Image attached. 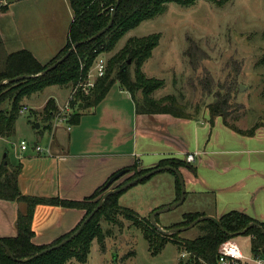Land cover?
Wrapping results in <instances>:
<instances>
[{"label": "crops", "instance_id": "crops-1", "mask_svg": "<svg viewBox=\"0 0 264 264\" xmlns=\"http://www.w3.org/2000/svg\"><path fill=\"white\" fill-rule=\"evenodd\" d=\"M2 2L7 6L0 11L3 56L27 50L46 64L65 46L72 21L68 0ZM123 37L117 49L130 37L140 36L127 31ZM68 95L69 91L66 99ZM44 105L35 110H42ZM79 112L77 123L52 120L49 127V122L43 124L48 138L44 145L41 143V152L33 146L27 153L21 151L28 147L15 150L21 163L17 182L23 195L82 200L112 174L134 162L138 170L152 169L160 160L185 161L186 154H193L192 162L178 168L184 181V200L189 197L197 207L192 212L219 218L234 210L264 223V125L245 134L224 124L221 116L211 119L209 113L187 118L167 113L139 114L129 92L118 83L97 105L80 108ZM39 141L34 145H40ZM156 174L131 190L132 200L145 203L149 213L165 204L157 193L162 180L173 188L168 202L177 197L175 175L157 178ZM120 199L122 206L138 214V206L127 198L124 203ZM25 208L23 202L0 199V237L16 235L17 216ZM83 215L82 209L36 205L32 241L38 245L51 243L71 231Z\"/></svg>", "mask_w": 264, "mask_h": 264}, {"label": "rangeland", "instance_id": "rangeland-1", "mask_svg": "<svg viewBox=\"0 0 264 264\" xmlns=\"http://www.w3.org/2000/svg\"><path fill=\"white\" fill-rule=\"evenodd\" d=\"M129 31L134 36L159 34L157 46L142 67L144 74L156 82L157 87L151 92L153 98L173 95L189 116L209 113L211 104L220 103L224 111L223 118L232 126L249 130L264 125V0H227L221 4L198 0L190 6L168 3L162 14L142 21ZM123 38L113 49L100 53V56L107 61L119 50L117 48ZM4 57L0 52V65ZM129 69L133 76L134 65ZM75 87L51 85L22 98L20 104L27 106L28 110L19 112L11 136H0V158L7 152L9 162L17 164L15 150L19 148L21 140L28 147L22 153L29 152L38 140L40 146L41 143L44 145L48 138L43 126L47 122L46 113L43 112L44 107L42 110L35 109L51 98L57 105L63 106ZM141 95V91H137V97ZM76 101L70 99V105ZM57 105L56 116L61 109ZM36 123H40V128L35 127ZM41 134L44 140H41ZM132 173L130 171L124 178L116 179L109 189L118 187ZM155 176L174 178L171 171L158 172ZM133 188L131 186L120 195L121 202L124 203L125 198L129 199V202L140 208H137L138 218L149 219L151 212H147L146 204L132 200ZM172 189L166 180L161 181L157 193L165 200V204L157 209L169 207L176 201L167 200ZM193 202L188 197L175 207L156 215L155 219L164 230L163 234L168 235L171 226L180 224L185 213L197 209ZM118 204L125 207L119 201ZM203 224L200 222L179 231L177 236L174 235V240L170 239L154 252L149 248L142 230L130 217L124 215L120 208H113L108 214H99L96 219L98 233L90 245L87 261L80 263L70 258L65 264L184 263L189 253L175 242L202 236L205 233ZM232 239L244 254L252 253L250 235L243 233ZM182 253L185 255L182 256ZM198 264L206 263L199 261Z\"/></svg>", "mask_w": 264, "mask_h": 264}, {"label": "trees", "instance_id": "trees-1", "mask_svg": "<svg viewBox=\"0 0 264 264\" xmlns=\"http://www.w3.org/2000/svg\"><path fill=\"white\" fill-rule=\"evenodd\" d=\"M196 1L198 0H119L111 26L99 37L91 40L90 38L96 32L108 24L117 0H68L72 11V21L68 28L66 44L54 58L46 64H41L27 50H19L4 57L0 65V81H5L0 83V136L9 137L14 133L16 119L22 106L20 104L22 98L51 85L76 86L86 78L95 58L100 53L113 49L127 31L135 28L144 20L162 14L166 10L168 3L190 6L195 4ZM207 1L221 4L227 0ZM6 9L7 6L2 4L0 0V11L3 12ZM158 40V33L127 39L123 47L106 61L105 74L96 79L95 86L90 94L83 96L80 91L76 93L74 99L77 101L76 103L71 102L73 111L67 122L69 124L77 123L80 116V108L97 105L115 83H118L122 89L129 92L136 113H167L175 117H190L185 113V109L179 105L175 96L168 95L161 99H155L151 96L152 89L156 88L157 85L152 77H147L144 74L142 65L152 55V50L157 46ZM76 42H79V44L63 62L54 69L42 74V71L47 66L58 60ZM131 65H134L133 76L129 69ZM20 75H25V77L13 82L7 81ZM139 90L142 93L141 97H137V91ZM55 104L54 99L51 98L45 103L43 108V112L46 113L45 119L50 122L48 127L56 116ZM223 113L220 103L210 105L209 114L211 119L215 116H221L224 124L239 133L251 134L255 131V127L243 131L232 126L223 118ZM45 127L47 128V126ZM185 163L187 162L178 159H164L160 160L157 166L171 165L178 169L180 165ZM137 166V162H134L132 165L122 169L125 171L122 176L130 171H133V173L131 176L126 177L119 186L150 170H138ZM20 171V162L12 165L7 155L1 160L0 199L23 202L26 208L25 211L18 213L16 235L0 237V240L6 245L12 255L10 257L8 251L0 244V264H65L70 258H74L80 263H85L92 240L98 233L95 226L98 215L101 213L108 214L113 208H120L124 215L130 217L133 223L142 230L144 237L148 241L149 248L154 252H157L170 239L174 240V235L177 236L179 231H171V229L186 225L195 218L204 215L198 212L185 213L183 220L179 222L180 224L171 226L168 230L170 233L166 235L163 234L164 230L155 228L149 219H139L138 214L134 210L119 206V197L124 190L106 197L102 206L71 241L58 248L42 252L44 249L59 243L78 228L82 220L98 204L101 196L112 185L111 183L106 186L109 178L116 172L97 187L91 195L82 200H69L58 196L23 195L17 182ZM171 173L173 172L171 171ZM175 178L177 190L175 200L177 201L180 197V184L177 176ZM147 179L140 182H144ZM95 198L97 199L93 201ZM38 204L82 209L84 210V215L71 231L56 238L49 244L38 245L32 241L34 231L31 227L34 208ZM202 223H204L203 229L205 231L202 236L191 240H176L175 243L189 253L187 262L178 264H198L199 261H203L206 264H214L219 244L228 238H233L230 236L231 233L240 232L245 228L248 229L244 234L251 236V249L256 252L259 249H264V223L258 222L242 212L229 211L219 218L207 219L202 221ZM251 223H256V225L249 226Z\"/></svg>", "mask_w": 264, "mask_h": 264}, {"label": "water", "instance_id": "water-1", "mask_svg": "<svg viewBox=\"0 0 264 264\" xmlns=\"http://www.w3.org/2000/svg\"><path fill=\"white\" fill-rule=\"evenodd\" d=\"M118 2L119 0H117L116 4H115V7H114V11L111 15V18L108 22V24L106 26H104L102 29H100L98 32H96L90 39H95L97 37H99L101 34H103L112 24V21H113V18H114V14H115V9L118 5ZM79 44V42H76L74 43L58 60H56L54 63L50 64L49 66H47L43 71H42V74H45L46 72L54 69L58 64H60L61 62H63L67 57L68 55L75 49V47ZM25 75H20V76H16L14 78H10L8 79L7 81L9 82H13V81H17L19 79H22L24 78ZM5 81H0V83H3ZM240 90H242V86H240ZM35 127L38 128L39 127V123H36L35 124ZM6 156V154H4V157ZM162 171H172L175 176H177L178 180H179V184H180V197L177 201H175L171 206L169 207H166V208H161V209H157V210H153L149 216V220L151 222V224L157 228V229H161V227L159 226V224L155 221V216L162 212V211H166L168 209H171L173 207H175L176 205L180 204L183 202L184 200V194H185V191H184V181H183V178L179 172V170L171 165H163V166H157V167H154L148 171H146L145 173L127 181L126 183L118 186V187H115V188H110L108 189L100 198L98 204L90 211V213L82 220L81 224L78 226V228L72 233L70 234L68 237L64 238L63 240H61L59 243L53 245V246H50L46 249H44L42 252H46V251H49V250H52V249H55V248H58L64 244H66L67 242L71 241L75 236L78 235V233L81 231V229L83 228V226L93 217V215L98 211V209L102 206V203H103V200L108 197L109 195L111 194H115V193H118V192H121V191H124L126 189H128L129 187L139 183L140 181L144 180V179H147L149 177H151L152 175L158 173V172H162ZM125 173L124 170H120L118 172H116L113 176H111L106 184V186L110 185L111 183H113L116 179H118L119 177H121L123 174ZM207 219H215L214 217H211V216H208V215H202V216H199L197 218H195L194 220H192L190 223L186 224V225H183V226H180V227H176L174 229H171V231H182V230H185V229H188L204 220H207ZM252 225H256V223H251L249 226H252ZM248 228H245L243 229L242 231L240 232H234V233H231L230 236L231 237H234L236 235H239V234H243L245 233V231L247 230ZM0 244L8 251V254L10 257H12V255L9 253V250L8 248L6 247V245L0 240ZM40 252V253H42ZM116 256V255H115ZM115 258V257H114Z\"/></svg>", "mask_w": 264, "mask_h": 264}, {"label": "built area", "instance_id": "built-area-1", "mask_svg": "<svg viewBox=\"0 0 264 264\" xmlns=\"http://www.w3.org/2000/svg\"><path fill=\"white\" fill-rule=\"evenodd\" d=\"M105 70L106 59L99 54L89 69L86 78L76 85L72 90V94L69 95L68 101L60 107V113L55 117V122H67L73 111L70 105V99L75 98L76 93L79 91L83 96L89 95L95 86L96 79L103 76ZM27 110V106L22 105L19 112H25ZM33 147L36 152H41L43 150L40 145H33ZM19 148L25 150L27 148V143L24 140H21ZM193 160V154H186V162L189 163ZM184 255L185 253H182V256ZM214 264H264V249H259L257 252L252 250L250 255H246L241 251L238 244L232 238H228L219 244Z\"/></svg>", "mask_w": 264, "mask_h": 264}]
</instances>
